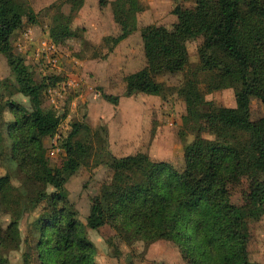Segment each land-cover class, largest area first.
<instances>
[{"label": "trees", "instance_id": "1", "mask_svg": "<svg viewBox=\"0 0 264 264\" xmlns=\"http://www.w3.org/2000/svg\"><path fill=\"white\" fill-rule=\"evenodd\" d=\"M84 0H59L53 24L64 35L70 19L60 9L79 8ZM192 9L176 6L171 28L148 25L141 29L145 65L122 77L124 97L162 96L165 85L157 79L182 76L176 93L187 100L186 116L194 139L183 148L184 167L152 160L146 153L114 157L105 148L99 131L75 123L62 147L72 173L104 164L118 176L115 184L103 185L92 199L84 226L65 198V179L59 167L45 156L43 139L53 137L61 121L44 110L43 96L63 81L52 74L36 81L24 60L15 54L11 38L24 17L34 23L36 14L26 0H0V55L14 79L11 88L0 82V90L12 96V88L27 98L29 109L11 101L0 102V122L6 111L7 158H20L26 173L20 186L9 174L0 176V214L8 216L6 235L0 239V264H9L5 253L20 246L19 222L40 203L46 202L33 226L36 253L43 264H97L96 247L86 228L113 230L125 244L165 240L174 243L187 264H255L250 262L244 228L264 217V117L251 126L250 99L264 109V0H191ZM113 22L124 35L131 16L143 11L140 0H113ZM59 11V12H58ZM202 38L207 50L198 52V63L189 61L186 44ZM105 40V39H104ZM243 78L244 93L233 107L216 105L206 95L231 88L232 76ZM111 80V79H110ZM108 80V82H110ZM117 105L119 97L102 93ZM213 128L211 139L200 135L201 125ZM84 134V135H83ZM184 132L180 138L184 139ZM2 151H0V154ZM20 155V157H18ZM242 173H259L244 204L231 202L229 183ZM51 187L53 195L46 192ZM27 192H25V190ZM23 264H32L25 252Z\"/></svg>", "mask_w": 264, "mask_h": 264}, {"label": "rangeland", "instance_id": "2", "mask_svg": "<svg viewBox=\"0 0 264 264\" xmlns=\"http://www.w3.org/2000/svg\"><path fill=\"white\" fill-rule=\"evenodd\" d=\"M26 1L36 14L35 22L30 23L24 17L23 25L14 33L11 43L15 54L24 60L38 82L52 75L43 60L37 57L40 43L46 41L56 46L59 54L57 74L66 85L47 89L42 107L58 117L67 114L53 137L43 139V146L50 165L61 169L68 207L85 226L92 199L99 195L103 185L115 184L118 176L104 164L94 167L93 162L76 173L70 171L62 144L72 124H86L92 131H99L105 148L114 157L141 152L152 160L169 163L176 170L184 167L183 148L195 134L189 130L187 100L176 93L182 76L158 78L157 81L165 85L162 96L136 95L131 98L124 97L122 77L145 65L141 29L148 25L171 28L176 22L172 10L176 6L192 9L193 3L191 0H140L143 11L131 16L128 35L113 22L110 5L113 0H84L77 9L65 4L60 12L70 19V23L63 35L61 27L53 24L57 5L52 4L59 0ZM26 31H29V38L24 39ZM186 47L192 65L198 63L199 50H207L202 38L187 42ZM3 81L9 83L10 88L11 83L14 84L6 59L0 55V82ZM68 82L71 84L67 85ZM12 93L7 97V92L0 90V102L11 101L29 109L27 98L14 88ZM102 93L118 96V104L107 103L101 97ZM242 93L243 78L234 75L231 88L206 95L205 99L216 105L233 107L235 98ZM250 111L251 126L257 127L264 117V109L257 99H250ZM10 121L12 115L6 111L0 122V176L9 174L17 187L24 180L26 165L20 158L14 161L7 158L10 149L6 148L4 128ZM183 132L184 139L179 136ZM213 132L210 125L200 126V135L204 138L211 139ZM261 179L259 173H242L235 177L228 185L231 202L236 206L244 204L250 187ZM46 192L54 194L51 187L46 188ZM46 204L40 203L20 220V246L4 254L9 264H23L25 252L31 254L32 264H43L36 253L38 235L33 223L43 210L50 209ZM7 224L8 216L0 214V239L6 235ZM86 232L88 240L97 249V264H187L178 247L169 241H137L129 246L109 227L97 231L86 228ZM243 232L250 262L264 264V217L248 222Z\"/></svg>", "mask_w": 264, "mask_h": 264}, {"label": "built area", "instance_id": "3", "mask_svg": "<svg viewBox=\"0 0 264 264\" xmlns=\"http://www.w3.org/2000/svg\"><path fill=\"white\" fill-rule=\"evenodd\" d=\"M23 37L24 39L29 38V31L23 33ZM37 57L43 60L45 67L48 68L52 74H57V70L59 69V54L54 43L41 41ZM64 82L65 81H62L57 85L65 86L66 84ZM70 84V82L67 83V85Z\"/></svg>", "mask_w": 264, "mask_h": 264}]
</instances>
